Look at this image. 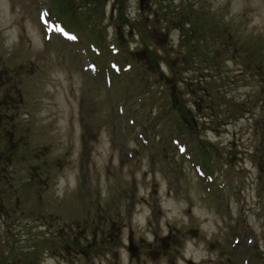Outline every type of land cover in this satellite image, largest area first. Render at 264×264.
Masks as SVG:
<instances>
[{"label":"rangeland","instance_id":"374dc122","mask_svg":"<svg viewBox=\"0 0 264 264\" xmlns=\"http://www.w3.org/2000/svg\"><path fill=\"white\" fill-rule=\"evenodd\" d=\"M191 263L264 264V0H0V264Z\"/></svg>","mask_w":264,"mask_h":264},{"label":"trees","instance_id":"16d2710c","mask_svg":"<svg viewBox=\"0 0 264 264\" xmlns=\"http://www.w3.org/2000/svg\"><path fill=\"white\" fill-rule=\"evenodd\" d=\"M61 2V3H63L64 2V0H54V2ZM58 12V14H60V15H58L60 18L61 17H64L65 16V14L61 11V10H59V11H57ZM56 12V13H57ZM87 18H89V19H87ZM87 18H86V20L84 19L83 20V18H80V22H81V25L82 26H87V27H89L90 26V24H89V22H93V23H96L97 22V20L96 19H94L95 17H93V16H91V15H89V16H87ZM87 22V23H86ZM78 27V23H75V28H77Z\"/></svg>","mask_w":264,"mask_h":264},{"label":"water","instance_id":"95a60500","mask_svg":"<svg viewBox=\"0 0 264 264\" xmlns=\"http://www.w3.org/2000/svg\"><path fill=\"white\" fill-rule=\"evenodd\" d=\"M129 252L131 253L132 256L136 257L138 255V249L135 247V245L133 244L131 238H130V248H129Z\"/></svg>","mask_w":264,"mask_h":264},{"label":"snow or ice","instance_id":"6c2138e0","mask_svg":"<svg viewBox=\"0 0 264 264\" xmlns=\"http://www.w3.org/2000/svg\"><path fill=\"white\" fill-rule=\"evenodd\" d=\"M73 39H74V37H73Z\"/></svg>","mask_w":264,"mask_h":264}]
</instances>
